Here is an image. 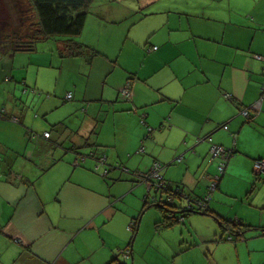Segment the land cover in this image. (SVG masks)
I'll return each mask as SVG.
<instances>
[{"label":"crops","instance_id":"0c3cea01","mask_svg":"<svg viewBox=\"0 0 264 264\" xmlns=\"http://www.w3.org/2000/svg\"><path fill=\"white\" fill-rule=\"evenodd\" d=\"M87 12L72 39L94 56H65V37L0 51V264H264V173L253 167L264 159V0H93ZM212 144L235 151L222 174ZM155 162L182 193L178 210L216 181L210 214L163 228L155 208L160 219L143 226L153 189L139 176ZM232 179L252 186L245 213L228 217V198L243 200Z\"/></svg>","mask_w":264,"mask_h":264},{"label":"trees","instance_id":"16d2710c","mask_svg":"<svg viewBox=\"0 0 264 264\" xmlns=\"http://www.w3.org/2000/svg\"><path fill=\"white\" fill-rule=\"evenodd\" d=\"M92 1L93 0H11L17 9V11L15 8L11 9V12L15 14L16 17L15 20L6 19L7 26H9L8 32L10 33H1L0 51L5 48L7 51L13 52L32 50L37 42L58 36L66 37L64 41V52H61L62 54L64 53L65 56L87 55L90 57L96 55L95 51L90 50L87 46L77 43L72 39L82 32L88 14L87 7ZM19 4H22V10L18 9ZM234 152L235 151L232 149L230 154L234 155ZM153 191L154 190L148 191L142 211L149 206L159 209L161 219L156 223L158 227L170 228L176 221L180 220V218H184L191 213L210 214L207 206L204 210L191 207L185 210H178L172 203L174 198L170 202L165 200V198H163L164 200L162 201L159 200L160 202L156 201L153 197L152 200H149L151 198L150 193ZM170 204H172V206ZM227 223L228 222L222 223L221 227L223 228ZM230 224L232 228L237 229L238 233L243 231L239 223L230 222ZM230 231H232V229H230Z\"/></svg>","mask_w":264,"mask_h":264},{"label":"built area","instance_id":"2783aa9c","mask_svg":"<svg viewBox=\"0 0 264 264\" xmlns=\"http://www.w3.org/2000/svg\"><path fill=\"white\" fill-rule=\"evenodd\" d=\"M156 46H153L151 47L150 49H147V52H150L151 50L155 51L156 50ZM262 71H263V83L260 87V90H261V97L264 96V59H263V67H262ZM121 96L123 97L124 100H127V101H131L132 100V88L129 84V82H127L125 84V86L122 88L121 92H120ZM66 100H69L71 98V94L68 93L66 96H65ZM262 99V98H261ZM260 102V101H259ZM259 104V103H258ZM242 116L245 118V119H249L250 118V115H249V112L248 110H243L241 112ZM2 116V111L0 110V117ZM12 121H17V118L15 117H12L11 118ZM224 129L227 130V125H224L223 126ZM37 135H32V138H36ZM43 137L44 138H48L49 137V132H45L43 133ZM234 138V137H233ZM235 143H233L234 145ZM141 151L143 150L142 148L140 149ZM232 149H228V148H224L223 146L221 145H216V144H212L209 148V158H210V161H217V171L219 174H222L224 169H225V164H226V161L227 159L229 158V156L231 155ZM90 156H93V153H90L89 154ZM76 160V159H75ZM81 161H84V158L82 157V160ZM98 164H100L101 166H103V171H102V175H106L109 171V169L107 167H105V163H106V158L104 156H101L98 158ZM74 166H77L78 164H80V162L78 163L77 160L74 161ZM254 169L256 171L257 174L259 173H264V159H260V160H257L254 162ZM162 166L155 162L149 172L147 174H141L139 177L144 179L145 180V183L148 185V189H153L155 192L157 191H166V197H165V200H167L168 202H170L174 196H181L182 193L181 191L179 190H174V191H167L166 190V184L165 182L162 180L161 176H160V170H161ZM218 178V176H217ZM216 187V181H214L209 190H208V193L206 194V197L201 199V200H193L190 204L189 207L191 208H195V209H198V210H204L206 209V201L208 200L209 198V195L210 193L215 189ZM180 220H183V218H180ZM134 229V223L131 222L128 226H127V230L129 232H132ZM229 240H231V237L228 238ZM129 252L127 251H122L121 254L124 255L125 257L127 256Z\"/></svg>","mask_w":264,"mask_h":264},{"label":"rangeland","instance_id":"374dc122","mask_svg":"<svg viewBox=\"0 0 264 264\" xmlns=\"http://www.w3.org/2000/svg\"><path fill=\"white\" fill-rule=\"evenodd\" d=\"M14 8L16 9V6H15V4H13L11 2V0H8V1L7 0H0V37H1V33H6V34L10 33V32H8L9 26H7L6 19H9V20L14 19L15 20L16 16H15V14H12V12H11V9H14ZM18 9L22 10V4L18 5ZM16 11H17V9H16ZM55 39L58 40V39H61V37L55 36ZM2 55H3V53H0V59H1ZM237 172H238V170H235V173H237ZM262 177H263V175L261 176V178ZM256 181H257V178H256V180H254V182H256ZM225 185H226V188L231 195H237V196L242 195L243 200H242V198H239V199L234 198V197L228 198V201L225 202L226 204H223V206L220 208V210H222L223 214H225V215L228 214L227 215L228 217H230V216L233 217V215L237 212H240L241 214L245 213L243 203L245 204V200H244L245 192L247 190H249L252 186V185L250 186V182H249V185H245L244 182L239 180V179H232ZM261 190H262V188L260 187L259 191H261ZM257 192H258V188H257ZM131 199H132V197H128L127 201H130ZM170 205L172 206V204H170ZM152 208H153L152 210H149L144 214V216L142 218L143 226H146V223L152 221L151 219H153L154 216L157 217L156 221L160 219V217H159L160 214H159L158 210H156L155 207H152ZM138 214H139V212H138ZM251 214L255 217L257 216V214L255 212H252ZM148 216H151V219H148ZM196 218H197L199 227H206V222H211V224H215V226L217 228V232H218L217 223L215 222V220L212 217L210 218V217H204V216L200 217L199 216ZM144 236L145 237L150 236V234H147V231H146Z\"/></svg>","mask_w":264,"mask_h":264}]
</instances>
